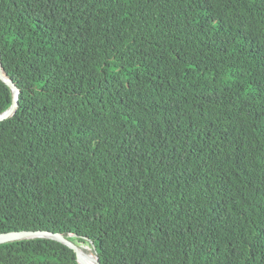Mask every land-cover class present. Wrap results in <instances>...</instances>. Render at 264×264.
Returning <instances> with one entry per match:
<instances>
[{
	"label": "trees",
	"instance_id": "1",
	"mask_svg": "<svg viewBox=\"0 0 264 264\" xmlns=\"http://www.w3.org/2000/svg\"><path fill=\"white\" fill-rule=\"evenodd\" d=\"M0 56V234L264 264V0H0ZM0 264L80 263L32 238Z\"/></svg>",
	"mask_w": 264,
	"mask_h": 264
},
{
	"label": "water",
	"instance_id": "2",
	"mask_svg": "<svg viewBox=\"0 0 264 264\" xmlns=\"http://www.w3.org/2000/svg\"><path fill=\"white\" fill-rule=\"evenodd\" d=\"M0 79L12 89L13 92V99L10 108L0 115V122L5 121L7 119L12 118L17 108L19 107V97H20V90L16 86V84L11 80L7 74L5 73L0 56ZM32 238H49L57 240L65 245L69 246L71 249L75 251L77 254V259L80 264H101L99 257L95 254L96 247L95 244L92 243V248L94 249L95 253H87L81 247L77 246L73 242L69 241L65 236L61 233H54L50 231H19V232H10V233H2L0 234V245L13 242V241H20Z\"/></svg>",
	"mask_w": 264,
	"mask_h": 264
},
{
	"label": "bare ground",
	"instance_id": "3",
	"mask_svg": "<svg viewBox=\"0 0 264 264\" xmlns=\"http://www.w3.org/2000/svg\"><path fill=\"white\" fill-rule=\"evenodd\" d=\"M93 264V263H92Z\"/></svg>",
	"mask_w": 264,
	"mask_h": 264
}]
</instances>
